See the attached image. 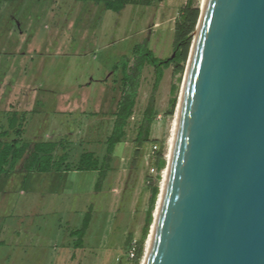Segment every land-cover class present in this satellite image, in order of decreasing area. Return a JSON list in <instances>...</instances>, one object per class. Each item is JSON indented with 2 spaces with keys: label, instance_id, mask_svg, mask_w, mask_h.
I'll list each match as a JSON object with an SVG mask.
<instances>
[{
  "label": "water",
  "instance_id": "1",
  "mask_svg": "<svg viewBox=\"0 0 264 264\" xmlns=\"http://www.w3.org/2000/svg\"><path fill=\"white\" fill-rule=\"evenodd\" d=\"M141 264H264V0H205Z\"/></svg>",
  "mask_w": 264,
  "mask_h": 264
},
{
  "label": "rangeland",
  "instance_id": "2",
  "mask_svg": "<svg viewBox=\"0 0 264 264\" xmlns=\"http://www.w3.org/2000/svg\"><path fill=\"white\" fill-rule=\"evenodd\" d=\"M186 1L154 0L150 5L127 3L119 12L102 11L99 0L0 1V109L5 110L4 108L9 105L15 107L18 105L21 99L18 87L21 85L22 80L29 82L32 79L31 67L37 62L41 64V68L36 74L37 81L34 85L40 89L39 94L36 93L39 107H42L44 102H53L54 100L60 105L64 90L69 89L72 84L92 79L95 89L91 95L92 98H95V100L93 99L95 103L98 104L94 106V101L91 99L89 102L90 106L87 109L92 110L94 108L98 112L104 111L105 115L93 118L95 123L92 128L96 129L97 132L93 134L95 137L93 141L78 143V141L74 140L73 146L72 144L66 145L68 147L72 146V153H69V161L72 162L77 160L78 155L83 150H92L97 155L102 156L106 147L105 138L111 129L106 113L111 112L119 95L120 78L122 77L121 63L126 59L132 58L134 47L137 44L147 45L154 55L159 58L171 56L173 54L175 20L178 17L180 8L185 5ZM201 4L202 0H194V6L198 7L199 10ZM86 55L88 56L86 58L96 59L94 61L98 62L102 67H109L108 71H104L101 67L100 70H95L94 73L87 75V71L81 68L82 73L80 72L79 75L76 72L77 65L81 64V60L86 59ZM42 60L45 63H42ZM117 62L120 63L119 69H113L111 66ZM89 65L90 67L92 66L90 63ZM20 68L21 70L26 68L27 73L21 72L18 74ZM110 73L109 79L112 81L109 83V87L111 88L105 89L106 92L104 91V93L97 92V84H99L98 86L103 84L101 80L106 79ZM183 76L184 71L180 76V80H177L178 75H174L172 66H169L164 69L159 85L154 91L156 115L151 125L149 138L163 142L166 160ZM153 81V69L151 67L144 68L135 112L131 116L127 128L126 139L115 146L110 163L115 165L119 160L118 164L124 170L122 171L119 167L120 180L123 179L126 173L131 179H134V174H138L137 188L132 193L123 191L126 196L129 195L130 200L129 202L127 199L121 201V206L117 208L119 213H117L116 220H113L111 216L109 222L105 221L106 214H110V212H107V205H105V210L99 212V219L96 223L97 228H103L102 225L108 223L109 228L111 230L113 228V230L108 233L105 230L106 236L102 250L94 249L93 254L88 252L90 248L86 249V253L83 254L84 257L81 259V264H129L123 249L127 233L122 238L123 227L127 222L129 223V231L133 233V240L136 241L140 238L149 199V190L146 189L145 183L144 187H142L141 181H144L147 175L155 176L149 171L152 166V158L149 157V152L156 143H146L141 148L139 155L136 156L133 139L136 133L137 121L140 119L152 92ZM173 83L178 86L176 94L173 95L176 96L177 100L173 113L165 115L169 106V99L172 97L170 87ZM31 84L33 85V82ZM106 88L108 87L106 86ZM102 99L103 102H101ZM99 103L101 104L99 105ZM80 120L73 117V122H77L76 127L84 129L85 120ZM121 156L123 159H120ZM133 159L135 161L132 163ZM135 164L136 167H134ZM164 169L160 172L159 187L161 186ZM93 175H96V173H89L87 177L84 178L83 175L78 179L76 178L77 175H74L77 180H82V184L80 189H71L69 191V198L66 196L67 204L68 199L71 202L69 214L67 215V218H72L70 227H78L86 206L98 199L94 195L92 186L94 182ZM16 176L14 174L11 179L15 180L14 177ZM75 178L73 180H76ZM112 179H114L113 170L107 174L102 186L103 189L108 186ZM40 180L45 181L46 179L41 178ZM1 181L3 183L4 179L0 178ZM75 191L81 194L75 197ZM26 192L25 198L15 196L14 199H10L13 201H9L11 204H8L7 211L9 216L7 220L2 223L4 220L0 217L1 228L18 229L23 226L21 230L28 228L32 231L38 224L41 225L42 217L37 216L39 218L35 222L31 214L33 212V206L30 203L31 190L28 193L27 189ZM120 194H122L121 190ZM25 199H28V201L25 202ZM47 202L48 200H46ZM22 213L28 217L24 215L27 219L23 220V222L21 221ZM43 216L44 221L47 220L48 224L51 217L46 212ZM59 216L60 213H57L54 218ZM47 224L43 225L46 227ZM146 242L147 238L144 243V250ZM3 250H7V247H0V264H4L1 261V257L7 255L6 252L3 253ZM94 255H97L96 261L92 260L95 257Z\"/></svg>",
  "mask_w": 264,
  "mask_h": 264
},
{
  "label": "crops",
  "instance_id": "3",
  "mask_svg": "<svg viewBox=\"0 0 264 264\" xmlns=\"http://www.w3.org/2000/svg\"><path fill=\"white\" fill-rule=\"evenodd\" d=\"M99 4L101 5L100 7L102 11L108 10L101 2H99ZM86 57L88 56L86 55L85 58ZM94 60L96 59L86 58L85 60H81V64L77 65L78 68L76 69V72L80 75V72L82 73V68L84 71H87L88 75L94 73L95 70H100L102 65H99L98 62H95ZM42 63H45V61L42 60ZM89 63L92 64L91 67ZM113 65L111 66L112 68ZM31 68L32 79L29 82L22 80L21 85L18 87V92L21 94V99L18 105L16 107L9 105L4 108L5 110L0 109V132L8 126V116L10 111H15L17 113V124L22 128L20 135L15 136L16 139H21L30 142L31 144L38 141H55L58 143L59 147L62 146V150H65L64 152L68 153L65 162L75 163L78 160L79 155L75 162L69 161V153H72L71 148L74 140L78 141V143L93 141L95 139L93 134L97 133L96 129L92 128V125L95 123L93 118L99 117V115H105L103 110V112H98L94 108L92 110L87 109L90 106V100H95L91 95L95 89L92 84L93 80L89 79V81L86 82L80 81L81 83L72 84L73 86L71 85L69 89L64 90L60 105L54 100L53 102H44L42 103V107H39L40 105L37 103L38 97L36 93L39 94L40 89L34 84L37 81L36 74L40 71L41 64L37 62L32 65ZM102 69L108 71L109 67H102ZM21 72L26 74L27 69L24 68L21 70L20 68L18 74ZM110 76L111 73L106 79H102L101 81L103 84L100 86L97 84V92L104 93L105 89L111 88L109 87V83L112 81L109 79ZM31 82H33V85ZM106 86L108 88H106ZM117 100L118 96L111 112L106 113L108 120L110 121L109 124H111V129L115 118L114 112L117 109ZM101 102H103V99ZM97 104L94 101L93 105L96 106ZM100 104L101 103H99V105ZM73 117H75V119H81L80 121L85 120L84 129L76 127L77 122H73ZM111 129L109 133H107L105 139L109 136ZM90 134L92 135L91 137ZM12 137L13 134L11 132L10 137L1 139H10ZM66 144H72V146L68 147ZM62 150H60V152ZM104 153L100 157H103ZM122 156L120 159H123ZM118 162L119 160L115 165H110L107 174L113 170L114 179H112L104 189L102 186L107 174L102 180H99L100 172L98 170L81 171L75 168H67L65 164L60 165L59 169H52L46 172L37 170L26 171L23 168L21 160L16 164L11 173L0 174V178L4 179L3 183L2 181L0 182V217L4 220L2 223H4L9 216L7 211L8 204H11L10 202L13 201L10 199H14L15 196H22L25 198L27 189L28 193L29 190H31L30 194L32 195V197H30V203L33 206V212L31 213L33 220L36 222L37 218L42 217V221H40L41 225L38 224L36 227L37 229L34 228L32 231L28 228L21 230L23 226L18 229H10L8 227L1 228L0 225V247H7V250H3V253L6 252L7 255L1 257L2 263L71 264L74 262L75 264H81V259L84 257L83 254L86 253L87 248H90L88 252L93 254L94 249L102 250L106 236L105 230H107L108 233L112 231L113 228L111 230L108 223H104V225H102L103 228H97L96 223L99 219V212L105 210V205H107V212H110L111 215L107 213L105 221L109 222L111 216L113 220H116L117 213H119V209L117 208L121 206V201L127 199L129 202L130 200L129 195L126 196L123 191L125 190L132 193L134 189L137 188V183L139 181L137 180L139 179L138 174H134V179H131L126 175L127 173L124 174V177L122 176L123 179L120 180L121 174L119 172L120 165ZM120 169L124 171L123 167H120ZM89 173H96V175L92 176L94 181L92 186L94 195L98 199L86 206V210L83 211L84 213L80 225L78 227H70L72 218H67V215L69 214V205L71 202L68 199L67 204L66 196L69 198V191L71 189H80L82 180L77 179L83 175L85 178ZM14 174L17 175L14 177L15 180L11 179ZM74 175H77V179ZM41 178H45L46 180L41 181ZM73 178L76 180H73ZM12 180L13 182H11ZM141 182L142 187H144L145 180H142ZM120 190L122 194H120ZM75 192V197H78L81 194L77 191ZM46 200H48L47 203ZM24 201L26 202L28 199H25ZM45 212L51 217L48 224L47 220L44 221L43 215ZM57 213H60V216L54 218ZM87 213H90V221L84 234L79 236L76 230L82 226ZM22 214L23 217H21V221L23 222V220L28 217L26 214ZM45 223L47 224L46 227L44 226ZM128 227L129 223L127 222L123 227L122 238L126 233L128 234V232H130V228ZM94 256L95 257H93L92 260L96 261L97 255Z\"/></svg>",
  "mask_w": 264,
  "mask_h": 264
},
{
  "label": "trees",
  "instance_id": "4",
  "mask_svg": "<svg viewBox=\"0 0 264 264\" xmlns=\"http://www.w3.org/2000/svg\"><path fill=\"white\" fill-rule=\"evenodd\" d=\"M14 1V0H0ZM108 10L118 12L127 3H142L150 5L154 0H99ZM157 1V0H155ZM200 10L194 6V0H187L185 5L179 10L178 17L175 20L173 54L169 57L159 58L154 55L153 51L145 44H137L134 47L133 56L121 63L120 88L117 100V109L114 112L115 118L109 136L106 139V149L103 157L98 156L94 151L83 150L75 163H67V152H64L62 146L53 141H38L33 144L30 142L16 139L20 135L22 128L17 124V113L10 111L8 116V126L0 132V174L11 173L16 164L22 160L23 168L26 171H50L59 169L60 165L65 164L67 168H75L81 171L98 170L100 172L99 180H102L110 167L112 153L118 143L125 141L127 128L133 116L137 102L139 87L142 73L145 67H151L154 73L152 92L149 95L147 103L142 111L140 119L137 121L136 133L133 139L135 146V155H139L141 148L148 142L156 143V149L152 154V166L156 169L155 176L147 175L145 178V187L149 190L148 207L145 212L143 226L141 228L140 238L136 240L134 257L128 258V249L133 240V233L128 232L124 241V251L129 264H140L144 255V243L149 234L150 226L153 221V211L156 206V200L159 193L158 181L161 178V170L166 167V158L164 156V144L158 140H151V125L155 120V96L154 91L157 89L163 76L164 69L172 66L173 74L178 75L177 80L184 71L185 63L188 57L192 34L195 30ZM120 63L113 65V69H119ZM106 81V80H105ZM115 82V80H113ZM177 85L173 83L170 87L169 106L165 115L173 113ZM10 139H1L8 138ZM60 150H62L60 152ZM135 160L133 159L132 163ZM136 167V164L134 165ZM100 182V181H99ZM90 221V213L85 215L82 226L76 230L79 236L84 234Z\"/></svg>",
  "mask_w": 264,
  "mask_h": 264
},
{
  "label": "bare ground",
  "instance_id": "5",
  "mask_svg": "<svg viewBox=\"0 0 264 264\" xmlns=\"http://www.w3.org/2000/svg\"><path fill=\"white\" fill-rule=\"evenodd\" d=\"M204 1H205V0H202L201 7L203 6ZM177 118H178V108L176 109V118H175V122H174V125H173V128H172V133H171V135H170L169 149H168V153H167L166 157L169 155V152H170L169 150L172 148V145H173L174 134H175V129H176L177 120H178ZM166 174H167V172H166L165 169H164V173H163V177H162V181H161V186H160L161 189H162L163 183H164V181H165Z\"/></svg>",
  "mask_w": 264,
  "mask_h": 264
},
{
  "label": "built area",
  "instance_id": "6",
  "mask_svg": "<svg viewBox=\"0 0 264 264\" xmlns=\"http://www.w3.org/2000/svg\"><path fill=\"white\" fill-rule=\"evenodd\" d=\"M156 145H153L150 152H149V157L151 158L152 157V154H153V151L156 149ZM150 173H153L154 175L156 174V169L151 166V168L149 169ZM135 245H136V241L135 240H132L131 243H130V247L128 249V257L129 258H132L135 254Z\"/></svg>",
  "mask_w": 264,
  "mask_h": 264
}]
</instances>
